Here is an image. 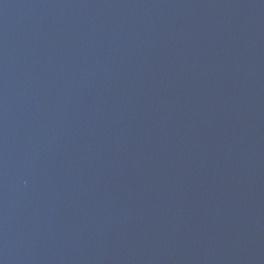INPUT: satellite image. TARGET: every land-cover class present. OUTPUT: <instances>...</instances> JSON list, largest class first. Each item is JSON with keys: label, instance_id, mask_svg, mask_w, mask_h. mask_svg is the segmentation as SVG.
Segmentation results:
<instances>
[{"label": "water", "instance_id": "1", "mask_svg": "<svg viewBox=\"0 0 264 264\" xmlns=\"http://www.w3.org/2000/svg\"><path fill=\"white\" fill-rule=\"evenodd\" d=\"M0 264H264V0H0Z\"/></svg>", "mask_w": 264, "mask_h": 264}]
</instances>
